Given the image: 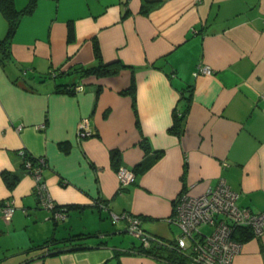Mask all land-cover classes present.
<instances>
[{
  "label": "crops",
  "instance_id": "1",
  "mask_svg": "<svg viewBox=\"0 0 264 264\" xmlns=\"http://www.w3.org/2000/svg\"><path fill=\"white\" fill-rule=\"evenodd\" d=\"M143 1L35 0L20 16L0 57V202L14 207L10 219L0 210V264H173L134 252L139 239L112 213L139 217L166 244L149 247L177 249L174 198L220 177L239 206L264 212V0H147L158 3L146 12ZM6 31L0 11V39ZM95 44L100 61L124 66L51 76L96 65ZM203 65L211 73L195 74ZM70 83L82 88L55 89ZM83 117L91 136H78ZM21 149L45 159L42 178L64 218L39 205ZM118 166L133 170V183L119 187ZM3 172L17 176L12 187ZM76 233L88 234L81 245L37 248ZM232 264H264V233L241 241Z\"/></svg>",
  "mask_w": 264,
  "mask_h": 264
},
{
  "label": "built area",
  "instance_id": "2",
  "mask_svg": "<svg viewBox=\"0 0 264 264\" xmlns=\"http://www.w3.org/2000/svg\"><path fill=\"white\" fill-rule=\"evenodd\" d=\"M207 65L200 66L195 74H210ZM52 74V73H51ZM82 85L76 86L80 90ZM79 137H87L95 132L89 126L88 117L78 123ZM25 170L34 179V193L40 206L51 211V218H64L65 208L57 206L42 178V169L46 161L41 156L27 154L19 150ZM33 159L36 160L33 163ZM116 175L119 187H124L135 180V173L125 166H118ZM239 193L231 189L227 181L220 177L214 186H208L200 193L182 190L173 201V209L168 220L180 229L176 238V247L182 253L189 254L190 264H232L239 252L241 241L234 239L237 227H248L253 236L264 233V212L255 213L248 207L237 204ZM0 210L7 219L12 217L14 207L10 202H0ZM124 219L128 231L138 238L144 247H149V236L141 229L140 219L128 212L112 213V220ZM208 226L209 230L202 228Z\"/></svg>",
  "mask_w": 264,
  "mask_h": 264
},
{
  "label": "trees",
  "instance_id": "3",
  "mask_svg": "<svg viewBox=\"0 0 264 264\" xmlns=\"http://www.w3.org/2000/svg\"><path fill=\"white\" fill-rule=\"evenodd\" d=\"M158 1H143V11L146 12L150 5L156 4ZM35 0H28L26 5L21 8L17 9L14 3V0H0V11L3 13L7 20V31L3 38L0 39V57L1 59H5L8 57V44L9 40L11 38L12 33L17 27L19 18L24 13H27L31 11L34 7ZM73 34L72 31V25H68V37L71 38ZM94 51L95 55L98 58V63L93 66H84V65H77L74 66L71 71L68 70H60V72L54 75L51 74V76L56 77L61 74H72L77 73L78 78H82L89 75H95V76H107L117 73L124 65L118 61H113L109 63H104L100 61L99 58V49L97 44L94 45ZM59 69V68H58ZM76 84L70 83V84H57L55 89L56 91H67V92H75ZM133 89V83L130 84L128 91H132ZM185 99L188 101L189 97L185 96ZM187 111V104L186 107L182 110L177 109L174 113L173 118V124L171 126V130L174 133H179L181 130L183 117L185 115V112ZM117 152L112 151L111 157L115 158ZM36 160L33 159V163H35ZM22 168L25 172L24 163L22 162ZM118 168V167H117ZM3 178L7 183V186L12 187L17 180V176L15 175H8L7 173L3 172ZM67 209V207H66ZM88 234L84 233H76L72 234L71 236L62 239V240H56L54 238H49L44 240L40 245L37 246V248H46L47 251H52L55 248H47L50 245H55L62 242H68L67 245H81V241L87 237ZM252 231L248 227H237L236 230L233 233L234 239H237L239 241H245L252 237ZM53 247V246H52ZM131 249H133L134 252L145 254V255H151L154 257H158L161 260L167 261L169 263L173 264H190V261L187 260V257L182 255V252L176 249L175 247L171 248L170 250L161 252L160 249H157L154 245L151 247H144L142 243L139 241V243L135 246H133Z\"/></svg>",
  "mask_w": 264,
  "mask_h": 264
},
{
  "label": "water",
  "instance_id": "4",
  "mask_svg": "<svg viewBox=\"0 0 264 264\" xmlns=\"http://www.w3.org/2000/svg\"><path fill=\"white\" fill-rule=\"evenodd\" d=\"M149 240H150V241H156V243H157V247H160L161 245H166L165 243L160 244V241L157 240V239H155L153 236H149Z\"/></svg>",
  "mask_w": 264,
  "mask_h": 264
},
{
  "label": "rangeland",
  "instance_id": "5",
  "mask_svg": "<svg viewBox=\"0 0 264 264\" xmlns=\"http://www.w3.org/2000/svg\"><path fill=\"white\" fill-rule=\"evenodd\" d=\"M205 227H206V228H205ZM205 227H204V228H202V229H203V230H204V229H205V230H206V229H209V228H207L208 226H205ZM134 238H135V237H134ZM134 238H133V239H134ZM137 239H138V238H137Z\"/></svg>",
  "mask_w": 264,
  "mask_h": 264
}]
</instances>
